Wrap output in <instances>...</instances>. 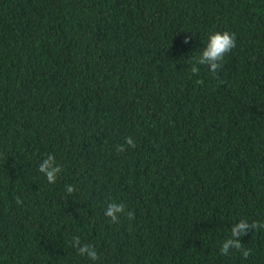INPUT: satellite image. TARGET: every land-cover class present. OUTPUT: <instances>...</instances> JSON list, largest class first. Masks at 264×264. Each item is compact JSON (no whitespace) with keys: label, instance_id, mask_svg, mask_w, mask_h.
I'll list each match as a JSON object with an SVG mask.
<instances>
[{"label":"trees","instance_id":"16d2710c","mask_svg":"<svg viewBox=\"0 0 264 264\" xmlns=\"http://www.w3.org/2000/svg\"><path fill=\"white\" fill-rule=\"evenodd\" d=\"M216 31L236 47L192 74ZM242 218L264 223V0H0V264H264V229L220 254Z\"/></svg>","mask_w":264,"mask_h":264},{"label":"clouds","instance_id":"9594fccd","mask_svg":"<svg viewBox=\"0 0 264 264\" xmlns=\"http://www.w3.org/2000/svg\"><path fill=\"white\" fill-rule=\"evenodd\" d=\"M191 38L184 40L185 44L190 43ZM236 47V35L229 31H216L210 33L208 42L203 48V51L192 61L191 72L197 74L199 72L198 66H207L209 71L215 76L223 67L225 57ZM197 83L203 84V80H198ZM128 148H135L136 143L131 136L125 137L123 144L117 146L118 152H123ZM38 171L46 177L50 184L56 183L57 177L62 172V167L57 164L54 155L49 154L38 165ZM66 192L70 195L76 191L75 186L65 185ZM15 201L18 205L23 204V200L17 196ZM121 215H126L130 220L134 217V212L128 211L124 203H108L104 210V216L113 224L120 222ZM264 229V223L253 221L249 223L246 219H240L239 222L232 224L230 229V236L226 238L219 249L220 254L228 256L233 250L242 254L246 259L252 254L250 248H245L241 243V238L251 233L253 230L259 231ZM70 244L76 249L77 254L87 257L92 261L99 260V254L94 245L82 243L79 236H73Z\"/></svg>","mask_w":264,"mask_h":264}]
</instances>
